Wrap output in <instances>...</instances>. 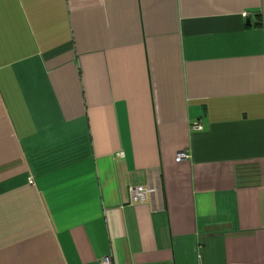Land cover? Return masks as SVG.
<instances>
[{
	"label": "crops",
	"instance_id": "obj_1",
	"mask_svg": "<svg viewBox=\"0 0 264 264\" xmlns=\"http://www.w3.org/2000/svg\"><path fill=\"white\" fill-rule=\"evenodd\" d=\"M105 257L264 264V0H0V264Z\"/></svg>",
	"mask_w": 264,
	"mask_h": 264
},
{
	"label": "built area",
	"instance_id": "obj_2",
	"mask_svg": "<svg viewBox=\"0 0 264 264\" xmlns=\"http://www.w3.org/2000/svg\"><path fill=\"white\" fill-rule=\"evenodd\" d=\"M195 130L200 131L202 129L201 125L194 126ZM187 155L186 153H181L178 155L177 160L181 161L183 159H186ZM131 193V201L133 204H140L144 203L149 200V197L153 198L155 194L157 193V188L154 186H135L130 189ZM101 264H113L110 257H105L103 260H101Z\"/></svg>",
	"mask_w": 264,
	"mask_h": 264
},
{
	"label": "water",
	"instance_id": "obj_3",
	"mask_svg": "<svg viewBox=\"0 0 264 264\" xmlns=\"http://www.w3.org/2000/svg\"><path fill=\"white\" fill-rule=\"evenodd\" d=\"M248 21V24H251V20H247Z\"/></svg>",
	"mask_w": 264,
	"mask_h": 264
}]
</instances>
